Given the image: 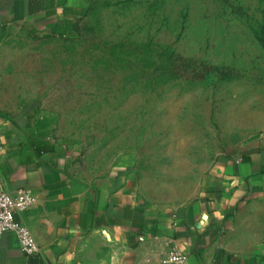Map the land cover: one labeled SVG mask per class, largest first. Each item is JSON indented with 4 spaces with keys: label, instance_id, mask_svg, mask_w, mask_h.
Wrapping results in <instances>:
<instances>
[{
    "label": "rangeland",
    "instance_id": "1",
    "mask_svg": "<svg viewBox=\"0 0 264 264\" xmlns=\"http://www.w3.org/2000/svg\"><path fill=\"white\" fill-rule=\"evenodd\" d=\"M264 0H87L67 31L0 32V116L25 106L53 118V139L92 181L124 164L138 200L173 209L198 199L214 169L264 145ZM151 42L188 62L150 87L107 61ZM131 164L122 162V157ZM264 246V198L232 221Z\"/></svg>",
    "mask_w": 264,
    "mask_h": 264
},
{
    "label": "crops",
    "instance_id": "2",
    "mask_svg": "<svg viewBox=\"0 0 264 264\" xmlns=\"http://www.w3.org/2000/svg\"><path fill=\"white\" fill-rule=\"evenodd\" d=\"M86 3L0 0V32L18 24L47 35L67 31ZM53 130V118L34 106L0 116V179L11 192L34 195L35 203L14 218L37 244L26 255L14 233H3L0 264H157L148 253L153 235L172 239L188 264H264V246L245 243L231 227L245 205L264 198V145L225 159L192 203L159 209L137 199L124 164L84 180ZM122 162L132 163L126 156Z\"/></svg>",
    "mask_w": 264,
    "mask_h": 264
},
{
    "label": "trees",
    "instance_id": "3",
    "mask_svg": "<svg viewBox=\"0 0 264 264\" xmlns=\"http://www.w3.org/2000/svg\"><path fill=\"white\" fill-rule=\"evenodd\" d=\"M257 40L264 51V28L257 35ZM107 61L114 62L120 73H128L133 78L145 77L150 87L180 79L188 65L186 59L168 47H159L151 42L116 44L110 49Z\"/></svg>",
    "mask_w": 264,
    "mask_h": 264
},
{
    "label": "built area",
    "instance_id": "4",
    "mask_svg": "<svg viewBox=\"0 0 264 264\" xmlns=\"http://www.w3.org/2000/svg\"><path fill=\"white\" fill-rule=\"evenodd\" d=\"M35 203L34 195L28 189L11 192L0 179V236L5 232L16 235L20 249L26 255L37 252V244L28 229L15 221V214L24 212ZM147 239L139 237L140 242ZM151 247L149 257H156L157 264H188L186 254L181 251L174 241L167 237L150 236Z\"/></svg>",
    "mask_w": 264,
    "mask_h": 264
}]
</instances>
